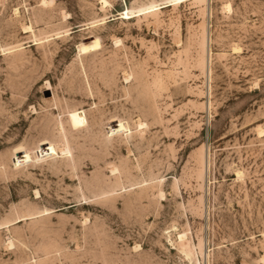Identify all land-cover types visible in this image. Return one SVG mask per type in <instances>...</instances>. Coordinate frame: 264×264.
<instances>
[{
    "label": "rangeland",
    "instance_id": "rangeland-1",
    "mask_svg": "<svg viewBox=\"0 0 264 264\" xmlns=\"http://www.w3.org/2000/svg\"><path fill=\"white\" fill-rule=\"evenodd\" d=\"M105 1L0 0V264H264V0Z\"/></svg>",
    "mask_w": 264,
    "mask_h": 264
},
{
    "label": "bare ground",
    "instance_id": "bare-ground-1",
    "mask_svg": "<svg viewBox=\"0 0 264 264\" xmlns=\"http://www.w3.org/2000/svg\"><path fill=\"white\" fill-rule=\"evenodd\" d=\"M101 5H105L106 4V1L105 0H101ZM16 13V12H15ZM29 29V27H26V28H24V30H28ZM235 50H237V49H235ZM239 50V49H238ZM207 63V62H206ZM264 134V130H262V129H260L259 131H258V135L259 136H261V135H263ZM204 166V165H203ZM236 175L238 176V177H240V175L241 174H239V173H237L236 172ZM160 195H162V194H160ZM163 196V195H162ZM183 235H179V239L180 240H182L183 239ZM9 246H11V243L9 242V243H7ZM183 253L187 256V254L188 253H186L185 251H183ZM190 254V253H189ZM262 260L264 261V256L262 257Z\"/></svg>",
    "mask_w": 264,
    "mask_h": 264
}]
</instances>
